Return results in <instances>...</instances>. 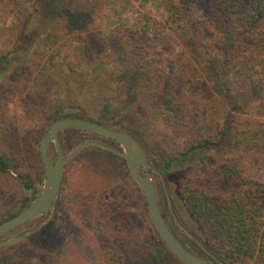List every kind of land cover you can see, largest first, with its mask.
Masks as SVG:
<instances>
[{
  "label": "rangeland",
  "instance_id": "rangeland-1",
  "mask_svg": "<svg viewBox=\"0 0 264 264\" xmlns=\"http://www.w3.org/2000/svg\"><path fill=\"white\" fill-rule=\"evenodd\" d=\"M22 1L0 0V26L9 27L0 37V53L24 55L11 61L0 58V85L11 75L18 83V93L39 86L48 102L43 114L29 117L17 94L0 118V154L10 165L7 172L0 169V219L7 211L28 206L44 189L40 141L53 118L79 114L120 130L139 129L143 138L154 143L168 137L170 150L154 153L158 167L150 176L166 220L177 237L194 250V237L204 240L205 232L187 209L181 183L191 172L194 158L207 150L163 172L161 160L177 157L178 152L172 127L158 114L161 106L151 102L149 92L155 84L148 75L163 70L192 77L184 95L195 100L205 121L222 124L230 112L261 118L260 107L244 103L250 101L245 78L235 80L237 85L231 89L238 92L241 110L229 106L226 96L231 84L224 67L223 31L215 29L202 44L185 46L170 29L147 28V24L160 27L165 22L159 0H63L66 6L61 8L51 5L55 0H46L33 15H23L19 8L27 4L32 9L35 0ZM25 22L21 34L17 26ZM154 31L157 35L151 38ZM49 32L47 40H38ZM252 51L259 57L258 63H264L260 60L263 52ZM120 53L124 54L122 60ZM246 65H241L238 76L248 70ZM261 66L259 63L257 68ZM223 85L225 94L220 90ZM134 99L138 100L133 104ZM145 104L150 106L149 118L141 125L136 111ZM60 140L65 154L88 140L110 141L75 128L63 129ZM49 154L57 160L54 142ZM116 155L95 145L76 152L65 166L62 188L52 208L0 237V258L6 257L0 264H118L112 257L119 253L121 264H185L166 247L150 219L144 192L126 162ZM262 163L260 169L253 167L264 177V160ZM25 181L32 185L31 190Z\"/></svg>",
  "mask_w": 264,
  "mask_h": 264
},
{
  "label": "trees",
  "instance_id": "trees-1",
  "mask_svg": "<svg viewBox=\"0 0 264 264\" xmlns=\"http://www.w3.org/2000/svg\"><path fill=\"white\" fill-rule=\"evenodd\" d=\"M41 1L46 2V0L32 2V9L31 5L26 4L24 7L21 5L19 12L23 15L27 12H29L28 15H33L39 9ZM16 2L21 4L23 1L16 0ZM51 5H59L61 8L66 6V3L63 0H55ZM159 7L163 11L165 22L160 27L147 24V28L170 29L185 46L202 44L210 37L209 33L214 32L215 29L223 31L222 42L226 54L224 67L230 74L231 84L226 96L229 106L233 110H241L238 92L235 90V93L231 89L233 85H237L235 80L242 81L240 79L245 78L250 101L245 100L244 103L260 107L261 111L258 112L263 117L264 63L259 62L262 66L261 69L257 68L259 57L252 54V50L258 49L264 55V0H159ZM2 19L3 15L0 12V24ZM17 27L23 34L26 30V22ZM8 30L9 27L0 26V37L3 36V31ZM50 35L51 32L41 34L38 40L45 41ZM156 35L157 32L154 31L151 38ZM159 36H163L162 33ZM168 36L164 35V37ZM86 53L87 50H83V54ZM14 54L0 53V58L11 61L24 56L18 54L17 57ZM123 55L120 53L118 58L122 60ZM260 60H264V57ZM241 65L243 67L246 65L248 70L243 73V76H238L239 70H242ZM183 75V73L158 70V72L150 73L148 79H152L155 84L154 89L149 92L151 102L161 106L162 111L158 114L172 127L170 130L173 135L172 141L176 142L175 147L178 152L177 157L161 160L163 172H168L179 161H189L200 150H207L194 158L195 163L191 172L181 183L187 209L200 222L205 232V239L199 240L194 237L195 248L189 249L198 256L217 264L237 262L264 264V177L254 171L253 167L256 165L260 169L263 166L264 120L261 119L262 117L237 116L232 112L222 124L203 120L201 112L196 110L195 100L189 95H184L185 89L191 87L189 82L193 78L188 75L183 77ZM12 79L9 75L7 81L0 85V118L4 110L8 109L13 96L17 94L20 95V103L26 115L35 117L43 114L48 102V95L42 90L43 88L35 86L26 94V88H24L20 94L17 92L18 83ZM216 84L219 86V83ZM224 85L220 89L223 94L226 93ZM131 88L132 85L129 90ZM137 100L134 99L131 103L134 104ZM149 108L150 106L145 104L136 111V117L141 125L149 118L147 115ZM64 117L83 118L108 126L79 114H57L53 121ZM130 128L133 127L130 126ZM122 130L130 132L145 148L152 165L147 172L157 171L154 153L170 150L168 137L164 139L162 137L160 143L157 141L154 143L143 138L138 133L139 129H134V132ZM108 139L110 141L103 142L118 146L116 140ZM190 153L192 155L187 156ZM120 159L125 161L122 157ZM9 168V163L0 154V169L7 172ZM24 184L28 190L32 189L29 182L25 181ZM140 189L144 192L141 187ZM144 198L145 206H147L145 192ZM24 208L15 212L7 211L2 215L0 223L17 215ZM158 251L162 254L161 249ZM122 258V254L119 253L116 257L113 256L112 260L121 264ZM1 260L5 262L6 257L0 258V262Z\"/></svg>",
  "mask_w": 264,
  "mask_h": 264
},
{
  "label": "water",
  "instance_id": "water-1",
  "mask_svg": "<svg viewBox=\"0 0 264 264\" xmlns=\"http://www.w3.org/2000/svg\"><path fill=\"white\" fill-rule=\"evenodd\" d=\"M66 128H75L99 134L118 142L116 147L99 140H88L65 154L60 132ZM54 142L57 160L53 161L49 154L50 144ZM95 145L121 156L136 183L144 190L150 219L167 247L185 264H217L192 252L175 234L166 220L160 205L159 192L150 173L152 168L149 156L143 145L128 131L120 130L95 121L83 118L64 117L53 123L49 132L40 141V157L45 166V182L42 192L22 211L0 223V237L19 226L42 216L57 201L65 175L68 160L81 148ZM142 168H145L144 170Z\"/></svg>",
  "mask_w": 264,
  "mask_h": 264
},
{
  "label": "flooded vegetation",
  "instance_id": "flooded-vegetation-1",
  "mask_svg": "<svg viewBox=\"0 0 264 264\" xmlns=\"http://www.w3.org/2000/svg\"><path fill=\"white\" fill-rule=\"evenodd\" d=\"M90 146V145H89ZM116 147H120V145L118 144V146H116ZM121 157V156H120Z\"/></svg>",
  "mask_w": 264,
  "mask_h": 264
}]
</instances>
